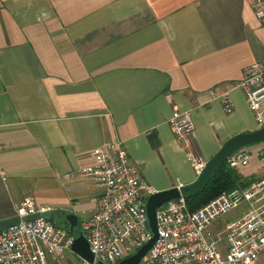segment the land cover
I'll return each mask as SVG.
<instances>
[{
    "label": "crops",
    "instance_id": "crops-1",
    "mask_svg": "<svg viewBox=\"0 0 264 264\" xmlns=\"http://www.w3.org/2000/svg\"><path fill=\"white\" fill-rule=\"evenodd\" d=\"M254 1L0 0V218L26 197L87 218L100 188L77 170L103 144L119 142L159 192L194 182L188 155L207 162L258 129L232 88L264 64ZM210 90L227 94L230 114ZM174 110L192 122L182 140L167 123ZM263 145L247 147L244 180L259 175Z\"/></svg>",
    "mask_w": 264,
    "mask_h": 264
},
{
    "label": "built area",
    "instance_id": "built-area-1",
    "mask_svg": "<svg viewBox=\"0 0 264 264\" xmlns=\"http://www.w3.org/2000/svg\"><path fill=\"white\" fill-rule=\"evenodd\" d=\"M252 12L264 23V0H255ZM232 88L242 92L256 127H263L264 64L246 66ZM209 93L219 99L224 114L232 112L226 93ZM167 123L178 140L192 133L188 112L172 111ZM89 156L91 163L79 168L77 174L100 188L90 215L71 232L42 218L25 221V216L47 210L32 198H23L14 206L19 222L0 232V264H48V257L72 253L70 246L78 232L86 239L92 262L79 258L77 264H118L151 238L145 201L154 191L129 163L120 143L98 146ZM256 158L260 173L242 188L221 192L192 211L180 195L157 207V237L136 264H264V145ZM248 159V153L238 149L225 158V163L236 170ZM187 160L197 178L206 161L194 155H188ZM239 208L235 219L217 231L212 229L219 218Z\"/></svg>",
    "mask_w": 264,
    "mask_h": 264
},
{
    "label": "water",
    "instance_id": "water-1",
    "mask_svg": "<svg viewBox=\"0 0 264 264\" xmlns=\"http://www.w3.org/2000/svg\"><path fill=\"white\" fill-rule=\"evenodd\" d=\"M261 141H264V126L252 132L236 134L226 140L212 155V157L207 160L205 167L193 183L187 186L180 187L179 190H177L176 188H171L164 191L154 192L153 194L149 195L145 201V212L147 225L152 236L134 254L125 257L118 264H136L155 241L157 235L155 230L154 212L157 207H159L166 201L177 198L179 195L185 199L197 195L204 189L211 175L225 161V158L229 154L245 146ZM38 218L44 219L46 222L53 226L68 228L70 232L73 231V229L78 224L77 218L74 215L66 212L54 213L52 211H46L42 213H33L25 216L24 220L30 221ZM18 222L19 218L15 215L0 218V232L7 227L16 225ZM70 250L78 258H81L88 263L92 262V254L89 252L86 239L82 232L77 233V236L70 246Z\"/></svg>",
    "mask_w": 264,
    "mask_h": 264
},
{
    "label": "trees",
    "instance_id": "trees-1",
    "mask_svg": "<svg viewBox=\"0 0 264 264\" xmlns=\"http://www.w3.org/2000/svg\"><path fill=\"white\" fill-rule=\"evenodd\" d=\"M247 182L240 177L235 169L227 167L224 161L211 175L204 189L197 195L186 198L185 202L188 209L192 211L221 192L243 187Z\"/></svg>",
    "mask_w": 264,
    "mask_h": 264
},
{
    "label": "rangeland",
    "instance_id": "rangeland-1",
    "mask_svg": "<svg viewBox=\"0 0 264 264\" xmlns=\"http://www.w3.org/2000/svg\"><path fill=\"white\" fill-rule=\"evenodd\" d=\"M262 143H264V141L253 143V144H251V145H248V146H245V147L241 148L240 150L247 151V147H249V146H254L255 144H262ZM249 153H250V152H249ZM247 163H248V162H247ZM246 165H247V164H246ZM246 165H245V166H246ZM242 167H244V166H238L237 169L242 168ZM240 188H242V187H240ZM240 212H241V210H240V208H239V209H237L236 211L230 212V213H228V214L222 216L221 218H219V219L216 221L215 224H213L214 226L212 227V229H213V228H216L214 231L219 230L220 228L223 227V225H224L225 223H227V222H229V221L235 219V218L239 215ZM74 229H75V228H74ZM55 262H57L56 264H77V263L79 262V258H78L76 255H74L73 253H68V252H66V253L62 254V257H61V258H58V257H57V259H56Z\"/></svg>",
    "mask_w": 264,
    "mask_h": 264
}]
</instances>
